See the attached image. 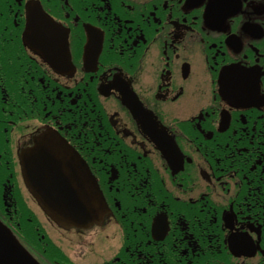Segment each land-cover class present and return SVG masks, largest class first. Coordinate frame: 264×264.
Returning <instances> with one entry per match:
<instances>
[{"label": "flooded vegetation", "instance_id": "flooded-vegetation-1", "mask_svg": "<svg viewBox=\"0 0 264 264\" xmlns=\"http://www.w3.org/2000/svg\"><path fill=\"white\" fill-rule=\"evenodd\" d=\"M47 127L103 190L96 245L117 244L73 264H264V0H0L11 219L16 152ZM229 233L253 253L230 254Z\"/></svg>", "mask_w": 264, "mask_h": 264}, {"label": "water", "instance_id": "water-1", "mask_svg": "<svg viewBox=\"0 0 264 264\" xmlns=\"http://www.w3.org/2000/svg\"><path fill=\"white\" fill-rule=\"evenodd\" d=\"M38 141H55L56 158L22 154L25 183L47 213L56 221L87 226L105 211L100 192L84 162L71 154L63 140L52 133L40 135ZM44 148V147H42ZM40 148V149H42ZM46 149V148H45ZM0 264H36L16 239L0 224Z\"/></svg>", "mask_w": 264, "mask_h": 264}, {"label": "rangeland", "instance_id": "rangeland-1", "mask_svg": "<svg viewBox=\"0 0 264 264\" xmlns=\"http://www.w3.org/2000/svg\"><path fill=\"white\" fill-rule=\"evenodd\" d=\"M57 244V243H56ZM100 252H102V251H100ZM95 256H97L98 257V255L97 254H95ZM94 257V255L93 254H90L89 256H88V258L89 259H92Z\"/></svg>", "mask_w": 264, "mask_h": 264}]
</instances>
